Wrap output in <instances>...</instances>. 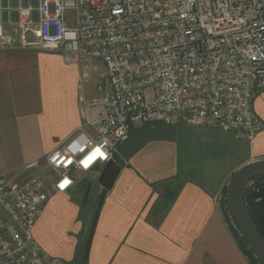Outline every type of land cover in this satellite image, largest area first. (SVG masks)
Masks as SVG:
<instances>
[{
  "label": "built area",
  "instance_id": "obj_1",
  "mask_svg": "<svg viewBox=\"0 0 264 264\" xmlns=\"http://www.w3.org/2000/svg\"><path fill=\"white\" fill-rule=\"evenodd\" d=\"M21 1L10 33L0 18V51L84 61V83L90 61L105 72L97 95L82 101L84 125L47 155L52 178H0V264H67L34 237L49 195L107 164L135 130L190 124L250 142L264 130L254 110L264 92V0Z\"/></svg>",
  "mask_w": 264,
  "mask_h": 264
},
{
  "label": "crops",
  "instance_id": "obj_2",
  "mask_svg": "<svg viewBox=\"0 0 264 264\" xmlns=\"http://www.w3.org/2000/svg\"><path fill=\"white\" fill-rule=\"evenodd\" d=\"M26 4L0 0L6 33ZM85 64L68 65L56 53L0 51V178L19 184L34 176L52 178L43 172L46 157L84 125L82 101L97 95L105 72L84 83ZM254 110L264 123V92ZM263 160L264 130L250 142L219 129L178 126L175 142L149 143L121 171L105 197L85 264H249L219 200L241 167ZM89 175L96 180L94 199L102 190L99 174ZM80 178L67 193L49 195L34 231L43 250L67 264H79L91 227L83 206L88 185Z\"/></svg>",
  "mask_w": 264,
  "mask_h": 264
},
{
  "label": "water",
  "instance_id": "obj_3",
  "mask_svg": "<svg viewBox=\"0 0 264 264\" xmlns=\"http://www.w3.org/2000/svg\"><path fill=\"white\" fill-rule=\"evenodd\" d=\"M177 126L167 124H156L154 126H145L132 132L128 138L123 141L115 152L112 160L104 166L97 165L93 171L99 174L98 184L101 187V193L97 202L95 213L91 221L89 235L84 247L82 262L85 264L90 255L93 238L95 235L97 223L101 213L105 197L115 185L121 171L127 166L131 159L138 154L145 146L151 142H175L177 138ZM264 175V160L247 164L241 167L231 178L227 186V206L228 210L253 249L256 257L261 264H264V238L260 234L253 218L245 203L246 186L254 178ZM91 191V185L88 186L83 206L86 205Z\"/></svg>",
  "mask_w": 264,
  "mask_h": 264
},
{
  "label": "trees",
  "instance_id": "obj_4",
  "mask_svg": "<svg viewBox=\"0 0 264 264\" xmlns=\"http://www.w3.org/2000/svg\"><path fill=\"white\" fill-rule=\"evenodd\" d=\"M227 187L224 189V195ZM177 195V193H175ZM245 203L253 218L260 234L264 238V175L254 178L246 186L245 189ZM226 222L236 240L238 246L247 257L249 264H261L259 259L256 257L253 249L248 244L245 237L242 235L235 221L233 220L226 202L221 205Z\"/></svg>",
  "mask_w": 264,
  "mask_h": 264
},
{
  "label": "rangeland",
  "instance_id": "obj_5",
  "mask_svg": "<svg viewBox=\"0 0 264 264\" xmlns=\"http://www.w3.org/2000/svg\"><path fill=\"white\" fill-rule=\"evenodd\" d=\"M37 4H38V0H32L33 7L37 6ZM104 70H105V67H104L103 62L96 60L94 63H92L91 67H89V70H88V72L91 75V80L90 81H92V82L97 81L100 78L101 72H103ZM85 72H86V70L84 71V73ZM43 172H44V174H48V172L50 174V170L45 165H44V168H43ZM45 176H47V175H45ZM80 182H82L84 186H86V185L89 186L92 183H95L96 180L93 179V177H91L89 174L88 175L87 174H83L81 176V178H80ZM94 192H95L94 190L90 191V195H89L88 201H87V203L85 205V208H84L85 209L84 210V212H85L84 214H87L86 212L88 211L89 215H90V216L88 215L89 219L87 220V228H89L90 225H91V219H92L94 211H95L94 207L97 204V201H98V198H99V194L96 193V196L93 199ZM224 199H225V202L227 203V192L225 193V195L223 194L222 204L224 203ZM90 207H92L94 209V210H92V212L89 211ZM57 220L60 223V220L59 219H57ZM53 229L55 231V235L56 236H60L63 233V231L60 229V226L55 225L53 227ZM68 232L69 233H73L72 229L68 230ZM82 258L79 261V264H82Z\"/></svg>",
  "mask_w": 264,
  "mask_h": 264
}]
</instances>
